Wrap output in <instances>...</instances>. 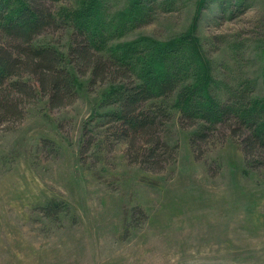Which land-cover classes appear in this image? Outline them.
<instances>
[{
  "label": "rangeland",
  "instance_id": "1",
  "mask_svg": "<svg viewBox=\"0 0 264 264\" xmlns=\"http://www.w3.org/2000/svg\"><path fill=\"white\" fill-rule=\"evenodd\" d=\"M77 1L58 8L71 11ZM221 1L159 8L153 23L109 50L149 47L136 56L141 68L167 43L192 37L184 41L209 62L219 90L264 98V0H248L240 15L223 12ZM70 36L50 31L38 41L68 54ZM73 67L75 103L52 109L42 98L23 121L0 126V264H264V158L251 163L239 138L223 132L192 146L196 129L177 110L191 78L170 99L176 109L162 132L176 151L163 170L149 171L99 126L112 87L90 88V74ZM87 137L94 141L85 149ZM53 201L68 208L50 217L44 207Z\"/></svg>",
  "mask_w": 264,
  "mask_h": 264
},
{
  "label": "trees",
  "instance_id": "2",
  "mask_svg": "<svg viewBox=\"0 0 264 264\" xmlns=\"http://www.w3.org/2000/svg\"><path fill=\"white\" fill-rule=\"evenodd\" d=\"M64 1L0 0V126L20 123L28 106L42 98L48 99L52 109L75 103L80 94L71 64L78 75L90 74V88L112 87L105 95L109 109L100 115L104 123L99 126L107 125L113 142L126 143L129 155L135 154L133 159L142 158L144 169L163 170L158 166L167 162L170 150L176 151L162 133L176 109L170 99L191 78L177 110L184 126L196 129L192 146L214 141L223 132L239 138L251 163L259 162L256 157L264 158V98L247 99L235 89L219 90L215 79L208 76L209 62L184 41L194 43L192 37L182 38L170 48L167 43L158 59L152 54L141 68L136 56L149 47L138 46L140 50L135 52L109 50L111 43L153 23L159 8H180L175 6L181 0H78L71 11L58 8ZM221 3V10L233 15L249 8L248 0ZM50 31L71 32L68 54L38 41ZM93 141L87 137L85 149ZM174 154L176 159V152L170 158ZM66 208L65 203L53 201L44 210L54 217Z\"/></svg>",
  "mask_w": 264,
  "mask_h": 264
}]
</instances>
